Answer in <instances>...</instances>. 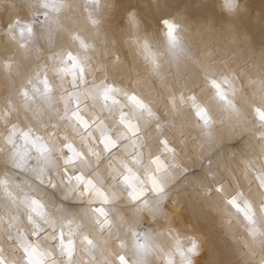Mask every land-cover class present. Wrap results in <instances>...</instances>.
I'll return each mask as SVG.
<instances>
[{"label":"clouds","instance_id":"1","mask_svg":"<svg viewBox=\"0 0 264 264\" xmlns=\"http://www.w3.org/2000/svg\"><path fill=\"white\" fill-rule=\"evenodd\" d=\"M0 264H264V0H0Z\"/></svg>","mask_w":264,"mask_h":264}]
</instances>
